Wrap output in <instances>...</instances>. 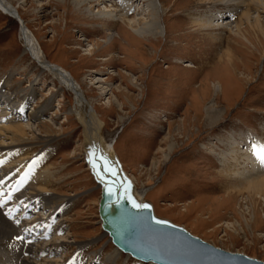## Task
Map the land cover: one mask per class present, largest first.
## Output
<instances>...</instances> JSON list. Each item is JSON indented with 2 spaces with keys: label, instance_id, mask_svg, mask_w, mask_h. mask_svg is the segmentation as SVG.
Listing matches in <instances>:
<instances>
[{
  "label": "rangeland",
  "instance_id": "1",
  "mask_svg": "<svg viewBox=\"0 0 264 264\" xmlns=\"http://www.w3.org/2000/svg\"><path fill=\"white\" fill-rule=\"evenodd\" d=\"M4 1L21 18L0 9V91L10 94L23 112L15 114L0 96L10 115L0 117V125L27 124L37 137L0 134V216L16 232L3 247L16 250L27 238L34 264H153L121 252L101 229L100 190L84 162L74 96L24 51L20 30L26 23L48 64L62 66L78 82L103 122L104 142L112 145L136 193L151 203L154 214L214 246L264 261V197L250 195L246 188L236 194L210 149L223 150L220 142L230 135L236 141L245 137L243 149L264 138V40L258 44L250 29L244 36L235 33L239 9L203 0H175L177 8L174 0H164L162 11L158 0H132L128 18L146 20L149 14H139L144 8L158 13L157 34L151 35L137 25L121 32L119 21L102 20L124 13L123 0L112 7L117 13H99L97 0ZM256 12L249 10L251 21L258 17L263 23L264 11ZM193 14L223 15L214 24L220 19L229 23L225 30L198 27L196 33L192 24L187 27ZM245 22L241 20V28ZM223 51L230 55L221 60ZM223 80L229 81L225 94L216 85L219 81L223 86ZM213 102L209 120L204 109ZM38 185L62 200L45 208L40 195L28 194L29 187ZM29 197L33 201L26 206L38 202V209L17 215ZM12 208L16 210L7 220ZM30 226L31 234L23 235ZM60 236L67 241L58 242ZM79 243L86 246L79 248ZM2 256L4 264H17L6 252L0 260Z\"/></svg>",
  "mask_w": 264,
  "mask_h": 264
},
{
  "label": "bare ground",
  "instance_id": "2",
  "mask_svg": "<svg viewBox=\"0 0 264 264\" xmlns=\"http://www.w3.org/2000/svg\"><path fill=\"white\" fill-rule=\"evenodd\" d=\"M83 1H87V0H83ZM97 1H99L98 3L101 6L100 9L97 10V11H99V13L104 12V11L116 12L118 10V8L116 10L114 8H112V7H116L115 3H116L117 0H97ZM165 1L164 0H158V4H159L158 6L162 9V11H163V7L165 6V3H166ZM174 1H173V4L175 3L174 7H177L176 5H178V4H176L177 2L176 1L174 2ZM203 1L204 2H209L210 1V2H212L214 4L215 3L229 4V5H231L229 8H231V9L234 8L235 11L239 9V12H238L239 15H238L237 19L234 21V24H233L234 27H235V30H234L235 33L236 34H242L244 36V34L246 32H248L247 29H250V30H253L254 32H256L255 34L258 37V42H257L258 44L260 42H262L261 39L264 40V32H263L264 31V22L261 23L258 20V17H253V19L251 21L252 17L250 16L251 14L249 13V10H253V9L255 10V13L259 12V11L256 12V10H258V8H261L264 11V0H203ZM98 3H95V4H98ZM131 3H132V0H123L119 4H121L123 6V12L124 13H117L116 12L117 14L114 15L115 18L111 17L112 15L111 16L109 15V18H106V17L103 18L102 17V20L107 22V23L119 21L120 22V26H119L118 29L121 32L123 31V28H126V27L127 28H133L134 26L137 25V26H141V28L144 29L146 32H149V34L151 33V35L152 34L156 35L157 34L156 33L157 32V27H156V25H157L156 23L157 22L156 21H157L158 13L156 11H153V10H150V12H149V11H147L144 8V9L140 10L141 13H139V14L144 15V16H146V15L148 16V14H149L150 17L147 18L146 20H144V21L142 20V19H144V17L141 18V19L138 18V17H136V18H128V14L130 13L129 10H131L130 7H129ZM91 6H92V4H91ZM177 8H173V9H177ZM0 9L2 11H4L5 13H7V14L8 13H12V14H14V16H17V17L21 18V16H19L18 12H15L14 8L10 4L5 2L4 0H0ZM231 9L228 10L230 12L229 13L230 15L232 14L231 13ZM135 11H136L135 12L136 15H138V11L139 10L137 11L135 9ZM217 13H219V12H217ZM193 15L194 16L192 17V21L189 22V25H187V27L191 28V26L193 25L195 28H192V29H195L196 33H197L196 30H197L198 27L203 29V30H208V31L210 29L211 30H214V29L215 30L216 29L225 30L227 22L229 23V20L225 21L226 24H224L221 21L223 15L213 16L212 14H210L211 16L210 15H204L203 17H201V14H198V15L197 14L196 15L193 14ZM164 16H165V13L162 14V20H163ZM219 18H221L219 23L214 24V21H216ZM242 19L244 21H246V22H245V25L241 28L240 24H242L241 23ZM165 27H166V25H165ZM206 33H208V32L206 31ZM20 34H21L22 42L24 44V49H25L24 51H27L28 54H30L31 57L34 59V61H36L37 63H39L41 65L43 64L45 66V69H47L48 72L52 76H54L61 83L62 87L66 88L67 90H69L72 93V95L74 96V101L76 103L73 112L74 113L76 112V118L79 121L84 122V112L83 111L85 110L84 107L86 106V104H85L86 101L84 102V100H83V98H84L83 92H82L78 82H76V80L73 78V76L70 74V72L66 71L62 66H59V65H56V64H53V65L48 64L49 62H47L45 60V55H44L43 49L41 48V46H40V44L38 42V39L33 34V32L29 29V27L27 26L26 23H24V26L21 27ZM216 34L217 33H214V35H216ZM259 35L261 36V38H260ZM114 36H116V35H114ZM218 37H219V35H218ZM213 38H215V37H213ZM110 42H111V40H110ZM110 42H108V44H110ZM108 44H106V45H108ZM261 44H262V49L261 50L264 52V41ZM229 55H230L229 51H223L219 59H221L222 56H225V58L226 57L228 58ZM101 59H109V57L104 56ZM229 63H230V61H229ZM190 65L191 64L185 63L183 66L184 67H192ZM185 80H186L185 82H189L188 80H190V79H189V77H186ZM219 81H217L218 83H216V85L219 87L220 91L222 93L224 92V94H225V90H224L223 87H227V84H229L228 83L229 81L227 82L226 80L225 81L223 80V83H224L223 86H222V83L219 82ZM216 90H217V88H216ZM0 96L2 97V102L3 101H5V103L7 102L6 105L7 106L10 105L12 110L14 111V113L18 112L19 114H21L23 112L22 111L23 107L22 108L20 107L19 110L16 109V107L20 106V104L14 105L12 96L10 94H7V93H4V92L0 91ZM224 97H226V96H224ZM2 104H0V117L2 118V117L10 116L8 114V112L6 111V109H4V107L6 108V106L2 105ZM214 104L215 103L213 102V103L209 104L204 109V114H206V116H208L207 117L208 119L209 118L211 119L212 115L210 113L212 111H214V109H215V105ZM81 113H82V117H81ZM212 113H214V112H212ZM86 115L88 116V122H95V119L93 118L94 114H92L91 111L86 112ZM11 118H13V117H11ZM97 119H98V117H97ZM211 121H213V120H211ZM208 122H210V121H208ZM210 123H212V122H210ZM210 123H208V126L211 125ZM26 125L27 124H20L18 122H14V121L12 122L11 121L9 123L4 124L3 126L0 125V134L3 133L4 131L9 132L10 135H13L11 138H14V139H22V138H25L28 135H30V137H37L36 135H34L32 133V130ZM4 138H5V136H4ZM238 139L239 140L236 141L230 135L229 137H226V139L224 141L222 140V142H220V146L225 147L223 150L219 149V152H215L212 148H210L212 150L211 152L218 157L219 165H220L221 170L223 171L225 177L227 179L228 178L232 179L231 181H233V182L231 183V189L236 190V194H241L242 192H239V191L242 190L241 188H246L247 189L246 192L248 194L254 195L256 197H259V195H263V197H264V149L262 147V146H264V138H262V140L260 142L255 140L252 143V145L251 146L248 145V147L246 149L242 148V146H244L245 144L247 145L245 137L240 135V137ZM104 143H105V145L107 147H111L112 148L111 144H109V143L107 144L106 142H104ZM13 145H12V148H13ZM16 148H17V146H16ZM43 173H42V175H43ZM40 180H38V182ZM29 188L34 190L35 193L31 190V192H28V194H30L33 197L38 194V195H40L43 198L44 203L47 205V206H45V208L46 207L49 208L51 206L49 204L50 201L53 202V201H61L62 200L61 198H57V197H55V196H53L51 194H47L45 192L43 193L41 190H39L40 185L34 186V187L31 186ZM138 196L140 197L142 195L139 194ZM228 196H226V197H228ZM65 202H66L65 200L62 203L60 202L61 204L58 205V206L61 207L62 205H64ZM188 206H189V204H188ZM186 208H184L183 211H187ZM40 209H44V206L43 207L40 206ZM54 210H56V209H54ZM52 212L53 211H51L50 214H52ZM179 214H180V212H179ZM1 218L2 217L0 216V253L1 254H5V252H6L7 258H12L13 257L17 261V264H34V262H35V260H34V257H35L34 256V252L35 251H33L32 244L27 238H25V239H23L21 241L20 248H18L16 250H14L12 248V246H9V244H8L9 248L8 247L7 248L3 247V245H5V244L10 242L11 238L13 237L12 235H14V233H16V232L14 230L15 228L13 229L12 225L9 222H5ZM59 240L60 241H58V242L67 241L65 238H62V237ZM3 243H5V244H3ZM85 243H79L78 247L79 248H83L84 245L86 246V244H87V243L86 244ZM42 244L43 243L40 244V251H41L42 246H43ZM4 256H2V259L0 260V264H4V260H3ZM7 262L8 261H6V263ZM46 264H56V262L55 263L47 262Z\"/></svg>",
  "mask_w": 264,
  "mask_h": 264
},
{
  "label": "water",
  "instance_id": "3",
  "mask_svg": "<svg viewBox=\"0 0 264 264\" xmlns=\"http://www.w3.org/2000/svg\"><path fill=\"white\" fill-rule=\"evenodd\" d=\"M85 104L87 120L79 121L84 162L100 190L97 213L101 229L117 249L153 264H264L243 252L214 246L182 225L155 215L151 203L137 195L115 151L105 145L103 122ZM88 111L95 122H88Z\"/></svg>",
  "mask_w": 264,
  "mask_h": 264
}]
</instances>
